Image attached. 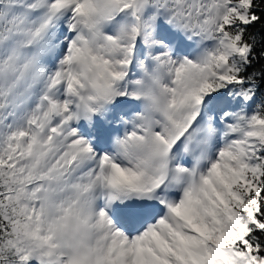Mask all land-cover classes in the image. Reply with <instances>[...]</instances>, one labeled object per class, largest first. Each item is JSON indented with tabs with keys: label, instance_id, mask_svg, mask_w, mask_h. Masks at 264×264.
I'll return each mask as SVG.
<instances>
[{
	"label": "snow or ice",
	"instance_id": "obj_1",
	"mask_svg": "<svg viewBox=\"0 0 264 264\" xmlns=\"http://www.w3.org/2000/svg\"><path fill=\"white\" fill-rule=\"evenodd\" d=\"M0 264H264V0H0Z\"/></svg>",
	"mask_w": 264,
	"mask_h": 264
}]
</instances>
